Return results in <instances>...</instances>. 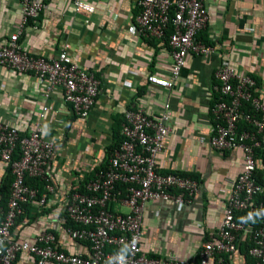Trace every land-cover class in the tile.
I'll return each mask as SVG.
<instances>
[{"label": "crops", "instance_id": "obj_1", "mask_svg": "<svg viewBox=\"0 0 264 264\" xmlns=\"http://www.w3.org/2000/svg\"><path fill=\"white\" fill-rule=\"evenodd\" d=\"M47 8L29 21L20 40L31 53L57 55L69 43L72 59L99 77L100 91L86 118L76 116L60 89L46 99L45 85L31 73L0 65V119L33 128L43 103L54 107L44 123V135L55 141L49 162L54 192L45 202H31L30 214L14 228L20 239L33 240L43 229L55 232L60 246L74 253H89L88 246L71 238L62 222L67 194L94 167L106 161L117 116L138 105L159 115L169 100L173 115L164 149L156 156L159 171L195 174L199 193L191 202L176 204L149 200L144 209L143 252L167 257L197 258L200 243L213 237L221 223L230 193L228 178L242 168L239 151H220L207 143L213 133L210 103L215 72L223 58L257 81L255 94L264 100V0H205L209 14L205 28L210 54H189L176 83L170 88L148 80L150 74L167 77L172 58L169 46L139 34L137 0H86L94 10H76L73 0H43ZM21 0H0V45L17 30ZM205 139L201 140L200 137ZM115 210L126 211L114 204ZM16 264H38L21 253ZM46 264H56L48 262Z\"/></svg>", "mask_w": 264, "mask_h": 264}, {"label": "built area", "instance_id": "obj_2", "mask_svg": "<svg viewBox=\"0 0 264 264\" xmlns=\"http://www.w3.org/2000/svg\"><path fill=\"white\" fill-rule=\"evenodd\" d=\"M73 1L76 10H94L86 0ZM137 2L139 34L163 39L170 23L172 25L168 42L172 58L169 75L161 77L152 73L148 76L150 82L170 89L179 79L189 54L215 51L213 45L198 37L208 24L206 1ZM21 8L17 30L0 45V65L39 78L45 85L43 98L60 89L73 113L88 117L100 91L101 81L96 72L72 59L68 42L62 44L55 56L34 54L26 49L20 36L29 21L46 9L47 4L43 0H21ZM215 75L217 82L213 89L219 97L210 109L214 124L207 143L216 150L241 152L242 168L236 177L228 178L231 188L221 223L213 237L200 243L197 263L195 259L174 254L149 255L141 247L143 213L149 200L182 204L191 202L200 190L198 180L178 173H164L157 168L156 156L164 149L171 131L173 110L166 100L159 115H151L138 105L126 107L121 124L123 141L108 159L107 166L92 169L93 175L85 183V191L79 190L80 181L72 184L64 213L80 227L68 226L66 230L71 238L89 242L87 255L60 246L51 229L41 230L33 240L20 239L13 230L24 203L35 200L43 203L48 193L55 190L48 171L55 141L44 135L45 119L54 107L43 103L28 133H22L14 122L0 119V181L7 169L14 176L8 201L4 206L0 204V264H16L23 252L32 254L38 264H245L239 247L248 238L252 242L249 254L254 264H264V198H259L264 195V182L259 179L264 162L256 153L257 148L264 152V100L255 94V77L239 70L229 59L221 60ZM241 121L252 127L240 128ZM28 177L46 181L47 191L41 198H38V189L27 181ZM114 204L125 207L126 211L115 210ZM247 210L257 215L258 226L255 227L244 213ZM67 216L61 218L62 222H67ZM111 246L116 250L108 249Z\"/></svg>", "mask_w": 264, "mask_h": 264}, {"label": "trees", "instance_id": "obj_3", "mask_svg": "<svg viewBox=\"0 0 264 264\" xmlns=\"http://www.w3.org/2000/svg\"><path fill=\"white\" fill-rule=\"evenodd\" d=\"M171 14H173V9L171 10ZM31 21V20H30ZM172 31V25L170 23L169 28L166 30V36L162 40L165 44H168L169 42V34ZM206 31L205 28L202 29L199 34L198 37L200 39H202L204 42L209 43V40H207L206 37ZM154 40H157L155 37H151ZM219 94L217 92H213V96H212V100L210 103V109L213 106V104L216 102V100L218 99ZM245 108L247 109V103L245 104ZM124 113L122 112L121 115L117 116L114 122V126H113V140L112 142L107 146L106 148V161L102 162L100 165H98L95 169H100V168H105L107 166V161L108 159L114 154L115 150L118 149L121 146V143L123 141V135L121 134V124L122 121L124 120ZM252 126L250 124H248L246 121H241L240 123V128H251ZM256 153L257 156L260 157L262 159V161L264 162V152L262 151V149L257 148L256 149ZM17 157V156H15ZM93 175V171H91L89 174H87V176L84 178L83 181H80V185H79V190L80 191H85L86 187H85V183L91 178V176ZM181 175H185V176H190L196 180H198L197 176L195 174H190V173H181ZM264 170L260 169L259 170V179L260 181L264 182ZM14 176L11 173L10 169H7L4 173V175L1 178L0 181V204H2L3 206L6 205L9 195H10V190H11V184L13 182ZM27 181L30 182L34 187H36L38 189V198H41V196L43 195L44 192H46V181L44 179H41L40 177H28ZM121 186V185H120ZM123 186V185H122ZM71 189V188H70ZM72 191V189H71ZM264 198V195L259 196V198ZM30 210H31V202H27L23 204V212L22 214L19 216V218L16 221V224L14 226V228L16 227L17 224H19V222L22 221V219H24L26 216H28L30 214ZM251 220V223L254 224V226H258L259 225V218L257 217V215L254 212H250L249 210L244 212ZM65 216H67L66 213H64ZM241 215L240 213H238V216ZM68 226H72V227H80V224L74 222L72 219H70L67 216V222L65 227ZM13 228V230H14ZM80 242L85 243L87 246H89V242L88 241H82L79 240ZM252 245L251 240L248 238L245 241L240 243V253L244 256L245 258V264H254V258H252V256L249 254V248ZM108 249L111 250H116V248L114 246L109 247ZM87 255V253H85ZM226 258H229L228 254L224 255ZM196 263L198 262V259H195Z\"/></svg>", "mask_w": 264, "mask_h": 264}]
</instances>
